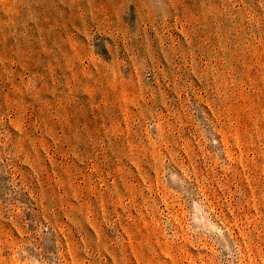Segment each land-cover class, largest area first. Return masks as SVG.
I'll list each match as a JSON object with an SVG mask.
<instances>
[{
    "label": "rangeland",
    "instance_id": "374dc122",
    "mask_svg": "<svg viewBox=\"0 0 264 264\" xmlns=\"http://www.w3.org/2000/svg\"><path fill=\"white\" fill-rule=\"evenodd\" d=\"M0 264H264V0H0Z\"/></svg>",
    "mask_w": 264,
    "mask_h": 264
}]
</instances>
